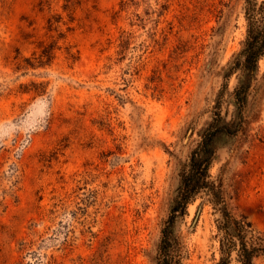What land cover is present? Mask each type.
<instances>
[{
	"label": "rangeland",
	"instance_id": "obj_1",
	"mask_svg": "<svg viewBox=\"0 0 264 264\" xmlns=\"http://www.w3.org/2000/svg\"><path fill=\"white\" fill-rule=\"evenodd\" d=\"M246 0H0V264H159L181 173L241 80ZM211 168L264 235V59ZM204 193L177 219L181 264H216ZM255 264H264V257Z\"/></svg>",
	"mask_w": 264,
	"mask_h": 264
},
{
	"label": "trees",
	"instance_id": "obj_2",
	"mask_svg": "<svg viewBox=\"0 0 264 264\" xmlns=\"http://www.w3.org/2000/svg\"><path fill=\"white\" fill-rule=\"evenodd\" d=\"M246 21L243 48L226 75L227 79L235 72L241 73V80L232 93L236 115L230 120L223 115L225 85L217 98L213 119L203 130L199 144L181 173V186L162 230L159 264H181L176 221L187 214L189 205L202 193L220 215L217 220L219 258L216 264H255L258 258L264 257V235L255 231L246 219L231 213L223 180L214 179L211 174L218 155V139L237 137L247 121L245 110L257 82L260 61L264 59V0H246Z\"/></svg>",
	"mask_w": 264,
	"mask_h": 264
}]
</instances>
